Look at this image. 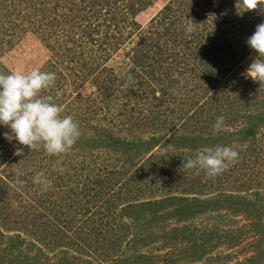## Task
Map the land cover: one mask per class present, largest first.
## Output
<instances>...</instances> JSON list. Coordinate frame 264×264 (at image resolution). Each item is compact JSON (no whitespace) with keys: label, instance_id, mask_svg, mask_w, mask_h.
Instances as JSON below:
<instances>
[{"label":"rangeland","instance_id":"374dc122","mask_svg":"<svg viewBox=\"0 0 264 264\" xmlns=\"http://www.w3.org/2000/svg\"><path fill=\"white\" fill-rule=\"evenodd\" d=\"M34 1L35 4L38 2ZM136 1L138 0H108L107 3L94 5L91 4V0H44L39 7L38 5L32 7L27 5L25 0H0V72L3 74L12 71L30 72L34 68L55 72V83L41 93H47L52 97V102L62 108L61 116L73 117L79 126L80 139L83 135L85 138L95 135V131L90 129V126L94 125L110 128L117 135L125 134L131 138L139 136L144 140L151 135L168 132L170 135L175 131L184 134H202L205 132V127L214 136L223 135L230 138V134L247 125L241 116L259 113L263 109L261 102L264 101V85H260V82L246 75L249 65L256 58L254 50L246 54L247 47L250 48L246 38L252 35L246 32L250 31L249 29L255 31L252 23L264 22V7L258 5L254 10L238 14L235 7L236 0H147L150 5L134 15L129 6L135 5ZM260 2L264 4V0ZM93 10L98 13V17L92 14ZM26 14L29 16L28 19ZM111 15L115 18L111 19ZM132 21H136V25H132ZM85 24L90 26L92 34ZM187 24L192 25L190 33L185 32ZM156 32L162 33L167 39L164 41L166 47L163 48L172 54L175 61H172L169 69H166L164 64L163 71H166L164 73L158 70L155 74L151 73L147 76L146 71L140 70L139 75L145 83L144 87L137 89L133 86L126 95L125 91H120L118 82L111 84V77L116 74L115 76L120 78V71L128 72L132 66L125 64L123 58L124 60L135 58L145 49L142 47L139 50L145 36L151 34L154 38ZM108 33L111 35L108 36ZM118 38L120 43L116 40ZM203 42L209 45L207 50L216 47L217 59H221L229 48L232 50V53L225 57L229 62L220 61L219 66L221 73L223 68L227 67L230 71L225 77L215 79V82H205L202 75L200 79L195 77L187 67L189 64L193 65L192 56L197 53L198 46L203 45ZM101 43L106 45L107 50L100 46ZM189 51L192 55H189ZM231 56L234 59H231ZM184 57H187L189 63L185 66L181 61ZM99 63L102 64L98 66ZM112 63L115 64V68L100 71V68ZM92 69L94 71L90 73ZM183 83H186V87L181 85ZM194 84L198 87L194 88ZM103 85H110L113 88L109 91L113 108L110 110L107 108L101 111V115L87 120L89 106L93 103L98 105L100 102L99 88ZM41 93L40 95L44 96ZM192 102L196 103L192 104ZM202 105L205 108H202ZM228 105L231 106V111L225 115ZM221 107L225 110L220 109ZM111 114L120 123L111 121L109 118ZM220 115H223L225 120L222 129L214 133L212 126L216 117ZM101 116H106V120L100 121ZM163 118L165 121H162L164 122L162 129L159 131L154 129L158 126L156 120ZM114 123H117V126H114ZM6 131L9 129L0 126V185L12 176L16 157L26 164L19 177L23 180V184L11 188L6 197L0 195V198L11 201L8 206L10 221L4 225L0 224V238L6 240L21 231L24 232L21 234L22 238L33 242L35 238L29 235V232L35 229L32 220L40 224L38 233H43L42 228L47 226L50 232L51 225L55 230L64 231L72 236V231L65 228L74 213L69 204L80 210L78 204L90 199L85 189L87 184L81 188L77 187L80 180L79 172L72 166L82 161L88 163L90 159L93 161L96 155L97 161L94 163L97 164L96 167L106 166V169H111L117 166L113 165L115 159L119 158L117 163L120 164L123 156L112 154L104 148L89 149L84 145L85 143L83 145L74 143L65 153L51 157L42 147L30 150L16 141L9 142L2 135ZM235 136L237 135L229 139V142L234 141L227 146L235 148L238 157L227 169L215 177H209L203 169H182L183 160L176 157L167 168L169 172L167 181L172 184V190H161L159 197L171 193L186 195L183 193L187 183L192 182L198 186L196 187L198 191L187 195L210 197L219 192H232L235 196H242L248 206L255 203L258 208L255 215L257 217H250L253 211L251 215L245 211L237 212L243 210V204L236 206L237 209L232 211L221 207L218 210H209L193 219L177 221L165 218V221L161 222L170 221L168 231H172L173 228L178 230L172 236L167 231L165 237H160L159 234L155 241L144 238L131 245L127 240L139 230L133 233L132 229H129L128 237H124L127 234L122 227L127 219H120L118 210L128 202L143 199L144 196L140 192H132L116 202L114 216L112 214L114 221L108 220L106 225L104 221H99L108 227V232L99 236L106 240L101 243L102 247L95 252L93 246L87 247L92 242L84 245L81 243L83 247L81 254L92 256L91 254L102 253L98 256L102 258L93 264H117L114 262L118 254L122 257L128 254L148 256L145 262L139 263L141 260L139 259L137 264H243L250 257H254L251 260L253 264H264V202L259 201V198L264 200V126L258 128L254 136L246 142H241ZM17 148H23L20 155L15 154ZM86 151L91 152L90 159L86 156ZM152 153L161 157L165 149L158 145L153 148ZM137 161H135L136 165L139 164ZM128 170L133 172L129 168ZM39 171H44L52 180V184L58 181L54 186L61 185L59 189H50L53 192L50 201L62 207L52 210L49 207L52 204L48 200L47 206L42 208L38 202L42 197L40 194L44 191L41 190L40 185L33 183V176ZM16 173L15 171L14 174ZM66 174L71 175L66 176ZM57 176L63 178L57 180ZM183 176L187 179V183L173 187V184L184 180ZM221 177L225 180H220ZM10 184L12 186L18 183L10 182ZM63 186L68 191L61 190ZM116 190L117 186H114L109 194L115 193ZM111 197L115 199V194ZM68 198L73 199L68 200ZM233 202L234 200L230 202L231 206ZM4 211L7 209L2 213ZM39 212L42 215H38ZM88 216L78 221V226L82 225ZM22 219L24 225H20ZM210 224H216L219 228L233 232H229L224 241L220 239V243L209 249L200 242L208 234L201 229ZM85 230L84 227L83 232ZM37 231L36 228L33 234ZM174 235L181 236L172 244ZM90 236L94 239V236L91 234ZM107 240L113 243L109 244ZM168 242L171 244L167 245ZM191 245L196 250L194 251L196 254H189ZM56 250L57 247L53 249ZM201 250H204L202 254H200ZM70 252L78 254L75 247ZM51 255L48 254L50 259ZM56 258V255L52 257L50 263L55 262ZM103 258H106V261Z\"/></svg>","mask_w":264,"mask_h":264},{"label":"trees","instance_id":"16d2710c","mask_svg":"<svg viewBox=\"0 0 264 264\" xmlns=\"http://www.w3.org/2000/svg\"><path fill=\"white\" fill-rule=\"evenodd\" d=\"M36 1H38L39 3L36 2L35 4L34 0H25V3L32 7L35 5H38L39 7L44 2V0ZM107 1L108 0H91V4L93 3L94 5H99L100 3H107ZM149 5L150 4L147 0H138L136 1L135 5L132 4L129 7L132 9V13H134V15H137L145 10ZM19 13H21V11H19ZM92 14L98 17V13L94 12V10L92 11ZM26 16L28 19L29 16L27 14ZM110 18L112 19L115 17L114 15H111ZM225 18L228 21V18L226 16ZM136 23V21L131 22L132 25H136ZM256 25L258 24L252 23V28H255ZM85 26L90 30L89 32L92 34L90 26L88 24H85ZM95 26L96 25H94V27ZM249 30L250 31L246 33L253 34V30ZM93 32L95 33V29L93 30ZM110 35L111 34L108 33V36ZM116 40L118 41V43H120L119 38ZM166 40L167 39L160 32H156L154 38L151 34L146 35L140 45V48L138 47L139 50L142 47H145V49H142L143 51H140V53L136 55V57L132 60H127L125 58V60H127L126 62L123 58L125 64L131 65L132 67H130V70H128V72L126 73H122V71H120V78H117V76H115L116 74L112 76L111 84L114 85V82H118L117 84L119 85L120 91H125V94L128 95L129 88L136 86V88L139 89L144 87L145 85V83L142 81L143 79L141 75H139L140 70L146 71L147 76L151 75V73L152 75L155 74L158 70H160L161 73L166 72L163 71L164 64L166 65V69H169V65H172V61L174 60L172 58V54L165 51L163 48L166 47L164 43V41ZM202 44L203 45H199V48H197L198 54L196 53V56H192L193 65L191 66L188 63L187 57L189 58V56H187L186 58L184 57V59L181 60L182 65L185 66L189 64L187 67H189L190 73L199 79L202 75V79L207 83H209L208 81L215 82V79L219 80L220 78L225 77L230 70L229 67H227L223 68L222 73L219 72V66L221 63L220 61L229 62L225 57H228L229 54L232 53V50L229 48L226 53H223L221 59H217V57L215 58L216 54H218L216 47H212L211 50H207L206 48L209 45L205 42H203ZM100 46H103L106 49V45L104 43H101ZM190 48L192 49V46H190ZM112 49L114 51H117L114 47H112ZM102 50L106 51L107 49ZM251 51L252 49L247 47L246 54H249ZM189 55H192L191 51H189ZM231 59L234 58L231 56ZM195 60L197 61V63H195ZM101 64L102 63H99L98 66H100ZM83 65L86 66V64ZM231 66L232 64H230V67ZM107 68H115V64L112 63L109 66H103L102 68H100V71ZM93 71L94 69H92L90 73H93ZM129 73L132 76V82L131 80H126V75ZM157 83H159L158 80ZM181 85H184V87H186V83H183ZM196 87L198 86L194 84V88ZM110 89H113L110 85H103L99 88L101 96L99 98L100 102L98 105H94L93 103L89 106L90 112H88L89 114L87 120H90L94 116L101 115V111H104L107 108L109 110L113 108V106L111 107L112 100L111 94L109 93ZM41 94H43L44 96H48L47 93ZM200 97L203 98L202 96ZM194 103L196 102H192V104ZM202 108H205V106L202 105ZM226 108L227 112L225 113V115H227V113L231 111V106L228 105V107ZM261 108L263 109H261L259 113L256 112L255 114H244L243 116H241L243 120L246 121L247 125L239 128L234 134H230L229 137L232 138L234 137V135H237L235 137L241 142H246L247 140H249V138H252L257 129L261 126H264V101L261 102ZM220 109L225 110L224 107H221ZM109 110H107L108 113ZM200 111L202 112V110ZM106 118V116H101L100 121L106 120ZM109 118L111 121H116V117H112V114L109 116ZM162 121H165L164 118L161 120L157 119L156 124H158V126H155L154 129H158V131L161 130L164 123ZM117 123H114V126H117ZM151 124H153V122ZM90 129H93L95 131V135H92L89 138H85V136L83 135L82 139L78 137L75 144L83 145L85 143L84 145H86L89 149L104 148L112 154H119L123 157L120 161V164H118L117 160H119V158L115 156L117 159H115L116 162L114 161L115 163H113V165L116 164L117 166L111 169H106V166L104 168H101L100 166L96 167L97 164L94 163H96L97 161V156L94 155L92 159L93 161H91V152L86 151V156L90 159V161L88 163L82 161L80 164H75L77 165V167H75V165L72 166L74 170H77L79 172L80 180L77 183V187L81 188L87 184L85 186V189L87 191L88 197L90 198L89 200L84 201L83 204H78V209L80 210H77V207L73 208V206L69 204L74 213L67 221V225L65 226V228L72 231L73 235L69 236V234L65 233L64 231L60 232L57 229L55 230V228H52L51 225L49 226L51 230L50 232H48L47 226L44 229L42 228L43 233H38L40 224L32 220V225L35 229H38L37 233L35 234H33L35 229L33 232H29V235H32V237L35 238L33 242L22 238L21 234H24V232L21 231H19V234L11 235L6 240L0 238V264H51L50 261L55 255L57 256V258L56 261L52 264H93L94 262H96V260H100V258H102H98V256L102 253L96 255L91 254L92 256L81 254V251H83L81 243H83L84 245L87 242H92L87 247L93 246V251H98V249L102 247L101 243L103 241H106L105 238H99L100 235H105L108 232V227L105 226L108 223L106 221H114L112 214L114 216L116 202L119 201L121 197H126L132 192H140L146 198L143 197L141 201L128 202L125 205L121 206V208H119L118 210V217L120 219H127V222H125L124 226L122 227V230L124 228V230L126 231L125 234H127H124V237H128L129 229H132L133 233L139 230L127 240V243H130L131 245L140 242V239L144 238H151L152 241H155L156 237L159 234H161L160 237H165L164 234L167 235V227L169 226L170 222H161L165 221V218L177 221L186 220L188 218L193 219L195 217L203 215L209 210H218L221 207V209L227 208L232 211L237 209L236 206H243V204V210H239L237 212L245 211L247 212V214L251 215V212L253 211L254 213L250 217H254L257 214L258 208L255 203L248 206L247 201L242 198V196H235L234 194H232V192H219L210 197L187 195L197 193L198 190L196 189L198 188V186H196L192 182L190 184L187 183V179L185 178V176H183V181L173 184V187L177 185H185L187 183V188L183 193L186 195L171 193L159 197V192L161 190H172V184L168 183L167 181V177L169 176L167 168L170 163L176 160V157H178L177 159L182 160L184 158H193L197 151L202 150L205 147L229 145L234 140L229 142L230 138H226L223 135L214 136L211 132L207 131L206 127L204 128L205 132L202 134H184L177 133L175 131L170 135H168L169 132L167 134L162 133L159 135H151L148 139L145 140L139 136L131 138L127 137L125 134L117 135L113 133L110 128H100L96 125L90 126ZM158 145L160 146V148L165 149V153L161 157H158L156 154L152 153L153 148ZM137 160L139 161L138 165H136L135 163V161ZM14 162L15 166L12 170V176H10L9 180L5 182L3 181L0 185V195L4 197L7 196L8 191L11 188L19 185L17 184L10 186V182H16L14 179V172H22L24 170V165L26 164L25 162L22 163L19 157H16ZM128 168L133 172H128ZM67 175L71 174H66V176ZM57 177V180L63 178L60 176ZM220 180L225 179L221 177ZM70 181L71 180H69V183ZM57 183L58 181L52 184L47 191H44L40 194L42 196L41 200H38L36 198L40 205H42V208H45L47 206L48 200L50 201L53 198V196H51L53 192H51L50 189H59L61 187V185L54 186ZM159 183L160 186L157 187ZM114 186H117V190L115 191V193L112 192L111 194H109ZM61 190L68 191L64 186ZM112 194H115V199L111 197ZM43 196H45L46 198H43ZM62 197L65 198L64 196ZM72 199L73 198H68V200ZM92 199H94V201H92ZM233 200V206H231L230 202H232ZM259 201L264 202L263 198H259ZM10 204V200L0 198L1 225H4L8 221H10L9 219L11 217V214L8 212V206ZM51 204L52 206L49 207H51L52 210H54L56 207H62V205L59 206V204H57L56 202H51ZM245 207L248 208L245 209ZM6 209L7 211H4L2 213V211ZM38 215H42V213L39 212ZM87 215L89 216L85 219L82 225L78 226V221L82 220L83 217ZM24 217L25 215L23 216V219ZM23 219L21 220L20 225H24ZM99 221H104L105 225L103 223H100ZM222 221H224V218H222ZM84 227L86 228L85 232H83ZM23 228L25 229V226H23ZM203 230L204 232H208V234H206V238L203 237L200 243L201 245L207 246L209 249L215 247L218 243H220V239L224 241L226 239V235L229 232H233L227 229L219 228L216 224H210V226L203 227L201 231L203 232ZM177 231L178 230L176 228H173L172 231H168V233H171L172 236ZM81 233H83V235H81ZM90 234L94 236V239L91 238ZM190 234L194 233L190 232ZM179 236L181 235H174L172 237V244ZM107 241L109 244L113 243L111 240ZM169 244H171V242H168L167 245ZM55 247H57V250L53 251ZM74 247L76 248V252L78 254H73L70 252ZM190 251L191 252L189 254H196V252H194L196 250L193 249V245L190 246ZM203 251L204 250H201L200 254H202ZM48 254H52L51 259L49 258ZM113 254L116 253L113 252ZM145 258H148V256L143 257L140 254H128V256L122 257L120 254H118L115 258L114 263L137 264V261L139 259H141L139 263L145 262ZM252 259H254V257H250L249 260H247L246 263L243 264H253V262L251 261ZM103 260L106 261V258H103Z\"/></svg>","mask_w":264,"mask_h":264},{"label":"clouds","instance_id":"9594fccd","mask_svg":"<svg viewBox=\"0 0 264 264\" xmlns=\"http://www.w3.org/2000/svg\"><path fill=\"white\" fill-rule=\"evenodd\" d=\"M258 5L264 7L260 0H236L235 3L238 14L254 10ZM191 31L192 25L187 24L185 32ZM246 43L256 53L246 75L264 85V22L256 25ZM55 79V72L38 68L30 72L0 73V126L9 129L2 133L6 140L16 141L30 150L42 147L49 156L63 154L74 145L80 136L78 123L71 115L61 116L62 108L52 102V97L40 95L42 90L55 83ZM131 79V74H127V80ZM224 120L223 115L216 117L212 126L214 133L222 129ZM22 152L23 148H17L15 154L20 155ZM237 157L238 152L231 146L205 147L197 151L194 158H184L181 168L203 169L207 176L215 177ZM21 175L18 171L15 181L22 185L23 180L19 178ZM33 183L40 185L42 191H47L52 180L44 171H39L33 176Z\"/></svg>","mask_w":264,"mask_h":264}]
</instances>
